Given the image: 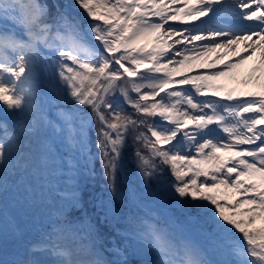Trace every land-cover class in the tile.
I'll use <instances>...</instances> for the list:
<instances>
[{
    "label": "snow or ice",
    "instance_id": "1",
    "mask_svg": "<svg viewBox=\"0 0 264 264\" xmlns=\"http://www.w3.org/2000/svg\"><path fill=\"white\" fill-rule=\"evenodd\" d=\"M55 7L50 17L40 0H0V197L21 162L34 159L38 171L56 166L78 172L80 158L93 165L83 166L92 173L99 162L114 197L131 142L141 179H154L186 208L191 222L218 238L227 259H207L190 242L176 259L166 234L147 226L126 237L131 244L117 245L112 261L94 251L92 259L73 260L48 238L31 245L30 259L12 264H44L36 258L41 252L56 256L55 264H264V227L253 226L264 219V95L234 97L213 83L257 50L264 63V0H66ZM241 41L244 48L234 59L202 74H177L170 67L196 58L175 59L183 53L202 55ZM41 73L71 109L57 107L55 117L45 112L36 87ZM209 91L220 98H208ZM93 131L95 153L86 135ZM31 137L39 144L35 157L25 143ZM52 137L78 153L75 165L63 158L56 165ZM77 191L73 185L62 197L69 214L79 211ZM97 209L110 221L103 200ZM149 253L156 258L144 260Z\"/></svg>",
    "mask_w": 264,
    "mask_h": 264
},
{
    "label": "rangeland",
    "instance_id": "2",
    "mask_svg": "<svg viewBox=\"0 0 264 264\" xmlns=\"http://www.w3.org/2000/svg\"><path fill=\"white\" fill-rule=\"evenodd\" d=\"M42 3H44V0H40ZM66 2V1H65ZM77 14V13H75ZM84 15V14H83ZM83 23L86 24V22L83 20ZM177 49H179V45H174ZM236 48L237 47H233ZM232 48V50H233ZM217 52H214V56L216 54V57H223L226 54H231L232 50L228 53L222 54V51L219 52V48L215 49ZM205 54L199 56L195 54L193 57H199V59H204ZM185 55L182 54L180 56L175 57V59H183ZM189 59L185 61V64L183 66H178L175 63L170 65V67H176L178 69V73H185L187 75L192 74H202L205 71L208 70V67H202L198 65V60ZM254 62V61H253ZM37 86L40 88V98L44 104V110L46 113L49 114V116L55 117L57 115L56 109L64 108L65 110L71 109L73 106L71 103L65 100V98L61 95L60 90L57 86H55L53 83L49 81L47 76L43 73L39 75ZM185 87H191L190 85H187ZM219 92H222V89H218ZM135 95V94H133ZM128 112H132L133 110L131 108H127ZM4 112L2 108H0V113ZM87 139L91 141V151L95 153V147H94V141H95V135L94 131L89 132L86 134ZM53 140H55L56 148L54 149L57 151V159H56V165L60 164L61 158L63 160L71 165H75L76 161L74 157H78V153L70 152L69 149L65 146L64 143L61 142L60 137H52ZM132 148V147H131ZM145 154H147L146 150L143 149V146L141 148ZM133 150V148H132ZM39 147L36 152L31 150L33 153V157H35L38 154ZM191 151L194 153V149H191ZM128 149L125 148L123 152V156L127 158V161H124L125 168L124 171L126 172V178L130 181V183L133 186V189L137 192L139 195V198L144 203H147L149 205H152L153 207H156L160 213L148 211L146 213L141 212L138 208V204L133 202V200H129L132 204V207L134 210H136L139 213L140 221L131 229H115L112 233V235H109L106 242H103L100 240L99 234L96 233V231L90 232L88 227L86 226L85 222H82L80 226H74L72 224H69L66 222L65 213L69 210V203L63 199L62 197H65L66 195H69L68 192H66L67 188H70L73 186V184H76L79 180H83L81 183V186L78 187V191L76 192V195L80 197V201L83 202L82 198L85 197V195L82 193L83 189L87 186L88 193L91 194L94 191L100 190L103 187H105V179L102 175V171L99 165V162H96L94 165L95 171L94 173L88 171L83 166L87 162L85 158H80V170L78 172H68L66 169H62L56 166H50L46 169L37 170L35 166L34 159L29 160L27 164L24 162H21L20 169L24 171V168L26 171H28L27 177L33 178L30 179L29 182L31 184L35 185L33 188H29L25 190L28 193H31L35 197H37L38 201H40V198L44 199H50L52 202L55 203L56 207L51 212L48 213L45 218L40 220L39 224L42 226L43 230L48 233L49 231H52L53 233L57 231L58 236L60 237H66L68 244H71L74 242L77 247L79 248H85L88 250V252H98L102 257H105L106 260L112 261L115 260L117 257L114 255L115 249L117 245L120 246H126L132 243V241L126 239V237L130 236L133 231H136L138 229H142L147 226H152L158 230H162L168 239L169 245L172 249L173 257L176 259L183 258V245L186 242H190L194 247L199 248L198 245L192 241L190 236L187 234L185 229L177 224L175 221L172 220L171 215H174L177 220L185 226L187 229L189 228L192 232H201L204 235H206L207 239H218L210 236L206 230L200 228L197 224L193 223L189 219L188 212L186 208H184L181 205H178L175 203V201L167 195L165 192L161 190V186L153 179V180H142L140 175L138 174L136 164L134 162V157L131 153H128ZM88 163V168H92V164L90 162ZM77 175V176H76ZM119 173L117 172L116 175V184L117 188L121 186L118 180ZM76 176V178H75ZM71 177V178H69ZM120 179V178H119ZM9 180V179H8ZM7 180V191L6 193L0 197V214L4 213L6 210L7 204L13 205L17 202L15 199H21L22 197H19V190H16V187L9 183ZM38 187V188H37ZM83 187V188H82ZM126 189V188H125ZM18 195L16 198L9 199V196ZM224 191L223 188H221L217 195H220ZM24 192V191H23ZM108 192V191H107ZM120 198L123 196H127L128 193L124 191V189H119L118 191ZM110 194V193H109ZM106 195V194H105ZM129 196V194H128ZM235 194L233 193L232 196H230V199L234 197ZM92 198L91 196H88V198ZM28 199V198H27ZM27 199H23V201H20L19 203H26ZM112 199V198H111ZM9 201V202H8ZM34 201V200H33ZM103 201L107 204L109 208V214L112 212L113 207H115L113 200L108 199V201L105 200V197L103 198ZM34 203H32L33 205ZM228 211V209H226ZM92 212H94L92 210ZM169 214V218L165 215ZM111 214L110 216H112ZM236 219H247L246 215H237L235 216ZM259 222V223H258ZM53 224L54 228H51L49 225ZM261 223V224H260ZM38 224V225H39ZM254 227H264V219H257L253 225ZM24 238L21 234L19 235H13V233L6 234V237L4 241L0 243V257H8L6 254V249L11 247L17 242V244L21 241H23ZM20 242V243H21ZM109 242V243H108ZM8 243H12V246ZM16 244V247H17ZM20 245V244H19ZM18 245V246H19ZM200 249V248H199ZM146 261H151L156 258L155 253H149L148 255H145L142 257ZM162 259L164 257H161ZM206 258L209 259V255L206 254Z\"/></svg>",
    "mask_w": 264,
    "mask_h": 264
},
{
    "label": "bare ground",
    "instance_id": "3",
    "mask_svg": "<svg viewBox=\"0 0 264 264\" xmlns=\"http://www.w3.org/2000/svg\"><path fill=\"white\" fill-rule=\"evenodd\" d=\"M172 39L175 40L176 37H173ZM241 46L244 48V43L238 42L235 44L234 47L240 49ZM174 47L176 48V46ZM189 47H191V45H189ZM219 49V52L224 50L222 51V54L228 53L232 50V48ZM237 49L233 48L231 54H226L222 58L216 57V54L214 56V52L217 51L212 50L207 52L208 54H205L204 59L198 60L197 58L199 57L197 56L195 60H198V65L202 67H208L209 65H217V67H219L229 61V57H235L238 54ZM183 54L186 56L193 57L196 53L189 52ZM192 60H194V58ZM253 61L256 62V65H251ZM213 83L223 85V91L237 94L238 96H241V98H247L242 96V94L245 93H256L257 96L264 95V63H261L259 50H257L256 54L252 55L249 59L245 60L237 67L227 72L226 75L215 78ZM36 87L40 96V93L42 92L37 85ZM4 118L5 114L0 116V119ZM7 120L9 126L14 128L15 122L13 121V118L11 116H8ZM25 143L29 145V148L27 149L28 151L33 150L34 152H36L39 147L36 137L29 138V140H26ZM27 175L28 171H23L19 167L17 170L11 172L8 178L11 180L15 179L20 181L19 190L23 192L35 186L31 184V182H29V180L33 178H29L27 177ZM24 195L25 197L21 196L23 197L22 199H15L17 200L15 204H7L5 212L0 214V239H4V231H12L14 232V234L20 232L24 236H26L28 233H35L36 240L38 239V237H41V240L51 238L54 243H57L62 249L67 250L70 253L69 258L73 260L93 258V256L90 254L91 252H86L85 250L79 252L73 247L69 248L63 238L53 234H44L40 229H36L40 220L45 218V216L48 215V212L51 211L54 206L50 202L45 201V195L44 199L40 198V201H38V198L32 195L31 193L26 192L24 193ZM23 199H27V202L19 203L20 201H23ZM32 200H34L35 202L33 205L29 204V202H31ZM188 230L190 232L189 236H191L192 239L198 241V247L204 252L208 253V255L211 256L213 261H222L224 259H227V257L222 254V250L218 247V239H207L206 235L201 232L195 233L190 231L189 228ZM31 240H33L32 237L30 238V240H28V242ZM39 241L40 240H37V242ZM29 249L30 245H28V248H23L21 256H18L16 252H12V256L16 261L30 259L31 256L29 254ZM95 253L99 256V258L105 260L98 252ZM36 258L40 259L43 262H47L45 264H55V261L57 260V257L49 252L38 253Z\"/></svg>",
    "mask_w": 264,
    "mask_h": 264
},
{
    "label": "trees",
    "instance_id": "4",
    "mask_svg": "<svg viewBox=\"0 0 264 264\" xmlns=\"http://www.w3.org/2000/svg\"><path fill=\"white\" fill-rule=\"evenodd\" d=\"M58 1H59L60 5L63 6L65 4L66 0H58ZM44 3L47 4V6H48L49 16L50 17L54 16L56 14L57 9H56L53 1L52 0H44ZM77 13H79L84 19V15H83L84 13L83 12H77Z\"/></svg>",
    "mask_w": 264,
    "mask_h": 264
}]
</instances>
